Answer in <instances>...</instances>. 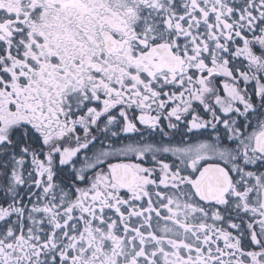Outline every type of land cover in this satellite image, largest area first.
<instances>
[{
  "label": "snow or ice",
  "instance_id": "obj_1",
  "mask_svg": "<svg viewBox=\"0 0 264 264\" xmlns=\"http://www.w3.org/2000/svg\"><path fill=\"white\" fill-rule=\"evenodd\" d=\"M0 264H264V0H0Z\"/></svg>",
  "mask_w": 264,
  "mask_h": 264
}]
</instances>
